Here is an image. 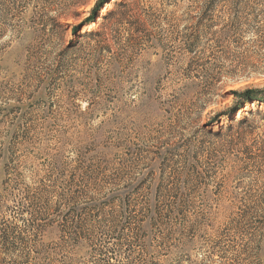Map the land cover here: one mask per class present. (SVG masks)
Wrapping results in <instances>:
<instances>
[{"label":"rangeland","instance_id":"1","mask_svg":"<svg viewBox=\"0 0 264 264\" xmlns=\"http://www.w3.org/2000/svg\"><path fill=\"white\" fill-rule=\"evenodd\" d=\"M6 1L0 6L5 20L0 22V168L9 166L17 198L0 199V206L13 207L39 188L49 191L52 202L66 195L68 186L103 197L117 185L146 178L154 169L155 184L163 182L174 191L180 188L179 196L196 202L200 214L208 210L194 231L199 243L194 260L210 261L213 238L224 220L218 215L216 188L225 185L229 192L225 200H229L231 193L247 197L264 186V158H260L264 120L256 113L249 116L247 128L235 130L227 139L233 150L226 148L225 156L221 141L198 132L199 93L209 87L211 74L221 71L219 65L186 70L191 55L182 41H173L172 27L178 32L186 25L188 9L181 6L164 12L155 7V15L169 17L168 25L158 30L163 47L157 45L124 68L126 60L119 48L114 57L102 55L98 39L82 38L95 23L74 35L73 26L87 17L96 0H89L80 20H61L67 24L64 32L46 22L44 14L55 17L56 12L48 11L57 7L47 0ZM74 45L75 50L65 51ZM220 85L222 95L246 87L264 90V74L224 79ZM233 101L232 95L217 97L203 118L231 107ZM257 109L264 113V104H251L236 118ZM201 142L219 159L215 155L194 158ZM244 148L249 149L245 154ZM194 165L202 176L209 175L199 181L200 191L192 187L195 180L187 178ZM85 175H94L98 186H89ZM184 221L191 223L189 217ZM190 235L183 229L181 243ZM225 242V250L227 244L241 250L247 237L232 233ZM217 251L212 257L215 264H230L231 257L245 259L234 252L221 259Z\"/></svg>","mask_w":264,"mask_h":264},{"label":"trees","instance_id":"2","mask_svg":"<svg viewBox=\"0 0 264 264\" xmlns=\"http://www.w3.org/2000/svg\"><path fill=\"white\" fill-rule=\"evenodd\" d=\"M47 1L57 7L48 11L49 14L56 12L55 17L44 14L46 22H53L55 28L63 32L67 24L61 20H80L90 2ZM7 3L0 0V6ZM181 6L189 11L185 16L186 25L178 32L172 29L176 35L173 41H182L191 55L186 70L220 66L221 72L211 74L209 87L199 93L197 120L201 124L198 132L221 141L225 156L228 154L226 148L230 153L233 150L227 139L235 130L247 128L249 116L256 113L264 120V113L258 109L236 118L251 104H264V90L246 87L224 95L220 93L224 79L235 81L242 76L264 74V0H96L88 13L86 11L87 17L73 26L74 35L95 23L82 38L98 39L103 44L102 55L114 57L115 49L119 48L126 68L157 45L163 47L162 33L158 30L168 25L169 17L155 15V7L166 12ZM103 9L105 12L101 14ZM4 21L0 17V22ZM76 48L74 45L65 51ZM208 51L209 56L206 55ZM209 58L214 59V63ZM112 63L113 58L110 59ZM227 95L234 97L233 105L217 113L211 112L212 117L204 119L203 114L210 104L217 97L226 98ZM216 126H219L217 130ZM248 150L244 148V154ZM215 152L212 154L205 142H201L194 158L206 155L218 158ZM187 171V178L195 180L192 187L200 191L202 182L199 181L206 179L208 173L202 176L195 165ZM10 175L8 165L0 168L2 202L6 197L17 198V185ZM85 176L89 186H98L94 175ZM146 176L117 185L103 197L99 193L91 196L85 191H72L68 186L66 195H59L52 202L49 191L39 188L32 197H25V201H15L13 207L0 206V264H215L212 257L217 250L221 252L217 255L221 259L229 258L227 256L233 252L245 258L237 261L231 257L230 264H264V186L256 195L248 193L247 197L231 193L229 200H225V195L229 194L225 185L216 188V206L218 215L224 219L223 226L213 238L214 252L210 261H195L194 251L199 243L194 231L208 210L200 214L196 202L179 196L180 188L174 191L163 182L155 184L154 169ZM188 217L191 219L189 225L184 221ZM185 228L192 236L182 244L181 232ZM232 233L247 237L241 250L230 244L227 250L222 248Z\"/></svg>","mask_w":264,"mask_h":264}]
</instances>
